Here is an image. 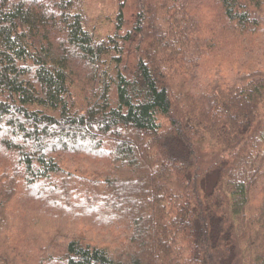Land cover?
<instances>
[{"label": "trees", "instance_id": "16d2710c", "mask_svg": "<svg viewBox=\"0 0 264 264\" xmlns=\"http://www.w3.org/2000/svg\"><path fill=\"white\" fill-rule=\"evenodd\" d=\"M116 2L0 0V264H264V0Z\"/></svg>", "mask_w": 264, "mask_h": 264}, {"label": "rangeland", "instance_id": "374dc122", "mask_svg": "<svg viewBox=\"0 0 264 264\" xmlns=\"http://www.w3.org/2000/svg\"><path fill=\"white\" fill-rule=\"evenodd\" d=\"M87 14L95 21L97 31L104 35L112 31L113 23L110 22L116 11V0H84ZM133 2L127 10V18L133 14Z\"/></svg>", "mask_w": 264, "mask_h": 264}]
</instances>
